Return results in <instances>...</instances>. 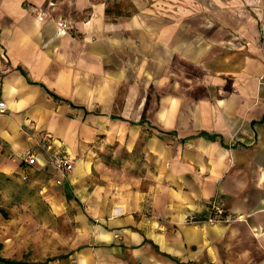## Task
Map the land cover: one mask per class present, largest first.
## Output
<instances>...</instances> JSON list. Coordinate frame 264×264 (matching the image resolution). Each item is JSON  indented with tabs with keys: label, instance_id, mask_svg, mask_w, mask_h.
I'll use <instances>...</instances> for the list:
<instances>
[{
	"label": "crops",
	"instance_id": "obj_1",
	"mask_svg": "<svg viewBox=\"0 0 264 264\" xmlns=\"http://www.w3.org/2000/svg\"><path fill=\"white\" fill-rule=\"evenodd\" d=\"M0 102V173L74 159L86 264H264V0H0ZM214 202L241 219L186 222Z\"/></svg>",
	"mask_w": 264,
	"mask_h": 264
},
{
	"label": "rangeland",
	"instance_id": "obj_2",
	"mask_svg": "<svg viewBox=\"0 0 264 264\" xmlns=\"http://www.w3.org/2000/svg\"><path fill=\"white\" fill-rule=\"evenodd\" d=\"M114 147L109 145L111 156ZM92 149L99 154L98 147ZM106 161L111 168L116 167L115 157ZM115 175L112 170L111 185ZM10 178L0 188V208L6 212L0 213V255L33 263L48 260L44 264H86V250H72L88 241L93 243L94 238H86V218L76 220L69 206V193L75 192L72 187L67 191L63 183L54 186L47 178L33 184L20 177ZM83 189L86 193V186ZM81 200L86 204V199ZM98 220L92 221V230Z\"/></svg>",
	"mask_w": 264,
	"mask_h": 264
},
{
	"label": "built area",
	"instance_id": "obj_3",
	"mask_svg": "<svg viewBox=\"0 0 264 264\" xmlns=\"http://www.w3.org/2000/svg\"><path fill=\"white\" fill-rule=\"evenodd\" d=\"M36 13L39 17L47 15V11L42 8H37ZM58 26L62 32L73 34L75 29L74 23L70 19H61L58 21ZM5 112V103L0 102V114ZM37 147L44 153L43 167H49L57 174V183L62 184L67 179L72 171L74 159L72 156L60 146H57L54 140L49 135H43L37 142ZM38 150L35 148L29 149L21 157L22 162L27 165L34 166L38 164ZM26 179V176L23 177ZM241 216L229 212L221 203L214 202L211 204L207 215L203 218H197L194 215H189L186 222L189 224H208L215 225L218 223H230L240 220Z\"/></svg>",
	"mask_w": 264,
	"mask_h": 264
},
{
	"label": "trees",
	"instance_id": "obj_4",
	"mask_svg": "<svg viewBox=\"0 0 264 264\" xmlns=\"http://www.w3.org/2000/svg\"><path fill=\"white\" fill-rule=\"evenodd\" d=\"M11 178L3 173H0V188L5 187V184L10 182ZM0 213L5 215V210L0 208ZM48 260H46L44 263H47ZM44 264L41 262L38 263H33V262H28L23 259H10V258H5L0 255V264Z\"/></svg>",
	"mask_w": 264,
	"mask_h": 264
}]
</instances>
